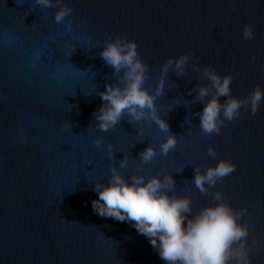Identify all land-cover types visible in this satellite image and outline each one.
Here are the masks:
<instances>
[{
    "label": "water",
    "instance_id": "95a60500",
    "mask_svg": "<svg viewBox=\"0 0 264 264\" xmlns=\"http://www.w3.org/2000/svg\"><path fill=\"white\" fill-rule=\"evenodd\" d=\"M64 2L73 9L65 22L72 23L71 33L55 23L60 6L0 0V264H166L132 223L102 218L91 204L99 198L94 183H107L111 175L109 144L118 168L129 157L128 167L120 169L127 178L140 166V153L149 146L159 153L169 135L155 122L130 123L128 116L107 133L98 128L93 113L104 103L98 93L109 82L119 83L99 52L117 36L137 42L150 65L149 90L167 59L193 54L186 76L170 72L156 101L177 147L140 166L139 174L170 173L176 181L170 195L190 196L195 214L214 203L191 182L195 168L230 160L236 170L211 191L223 192L234 209L247 208L251 234L264 244V101L256 115L241 109L237 120L212 136L200 130L195 115L204 104H183L196 99L189 92L197 83H207L191 71L197 60L202 69L232 75L234 97L245 99L257 84L264 90V0ZM246 24L255 32L247 41L241 35ZM65 41L77 47L71 57ZM66 123L75 125L72 131ZM209 147L217 158L208 155ZM251 257L252 264H264V247Z\"/></svg>",
    "mask_w": 264,
    "mask_h": 264
},
{
    "label": "clouds",
    "instance_id": "9594fccd",
    "mask_svg": "<svg viewBox=\"0 0 264 264\" xmlns=\"http://www.w3.org/2000/svg\"><path fill=\"white\" fill-rule=\"evenodd\" d=\"M35 3L48 9L60 6L55 13V23L65 25L69 33L75 30L70 21L65 23L73 9L64 0H35ZM241 35L245 41L254 39L253 26L244 25ZM65 48L70 49L66 52L67 57H71L77 49L70 41H65ZM99 55L114 70L113 76L118 78L119 83L114 85L109 82L105 85L106 91L98 93L104 102L93 113L98 128L107 133L115 129L125 116L130 117V123L155 122L162 132L169 133L168 138L159 144V153L155 146L142 151L140 166L153 162L158 154L168 156L176 149L178 139L170 133L169 124L159 115L156 101L165 94L170 72L178 77L186 76L193 54L167 59L160 67L158 83L151 90L145 87L150 79V65L141 58L136 41L129 40L127 36H117L106 42ZM255 59L253 56L252 60ZM191 71L198 73L207 83H197L189 92V95L195 94L196 99H184L183 104L189 109L194 103L204 104L203 111L195 115L199 117V128L205 135L220 134L222 128L241 116V109L250 111L252 115L259 112L264 101L261 85L257 84L245 99H239L232 95V75L221 76L212 66L202 69L198 60L192 63ZM222 97L226 98L223 103L220 100ZM185 123L192 125L190 118H186ZM74 126L66 123L64 127L72 131ZM144 134V128H140L138 136L143 137ZM94 143L96 147H101L103 141L96 139ZM108 150L114 163L110 165L111 175L107 183H94L93 191L99 197L91 202L94 213L102 218L132 223L166 264H252L251 252L264 247L251 234L249 210L234 209L223 192L211 191L236 170L237 166L230 160H219L214 167L204 165L195 168L191 182L200 193L212 195L214 203L193 214L190 196L170 195L176 189V181L170 173L161 171L158 176L148 178L139 174L141 167L137 166L136 173L125 178L120 169L128 167L129 157L125 156L118 168L115 146L109 144ZM208 155L217 158L215 148L209 147ZM245 215L249 218L241 223Z\"/></svg>",
    "mask_w": 264,
    "mask_h": 264
}]
</instances>
